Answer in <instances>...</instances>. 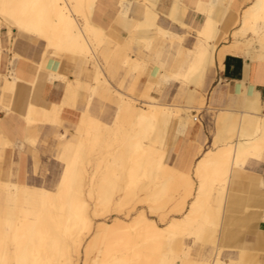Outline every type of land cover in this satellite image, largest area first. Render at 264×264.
Here are the masks:
<instances>
[{"label":"bare ground","instance_id":"bare-ground-1","mask_svg":"<svg viewBox=\"0 0 264 264\" xmlns=\"http://www.w3.org/2000/svg\"><path fill=\"white\" fill-rule=\"evenodd\" d=\"M158 1L121 0L120 19L133 23L131 46L167 38L181 41L185 36L162 25L167 19L174 28H187L178 15L180 0H174L168 17L158 13ZM218 1L201 3L200 10L208 14L206 23L197 30L199 42L190 51L187 73L174 75V79L200 85V78L215 66L216 59L222 64L227 53L247 51L252 57L258 51L257 59L264 58V0H254L230 35L213 18L218 15ZM98 2L0 0V30L6 27L13 47L10 72L0 74V113L12 112L6 98L15 92L18 83L24 82L22 76L29 65L37 69L39 82V67L49 51L59 58L66 55L81 62L88 60V65L95 67L91 85L52 77L51 73V82L65 83L64 98L48 107L30 99L24 115L18 142L22 152L25 145L36 148L46 126L63 128L64 142L58 157L63 170L55 188L32 185L19 173L14 177L10 165L2 167L6 151H11L15 143L0 118V264H225L217 243L223 194L232 169L242 165L247 155L259 151L264 114H241L243 125L237 143L216 141L217 147L203 155L192 175L172 170L165 161L167 131L176 121L182 133L195 118L193 110L166 105L150 96L153 88L169 80V75L161 76L162 66L151 67L138 57L140 54L133 57L132 48L116 43L113 35L92 20ZM134 3L145 8L140 20L129 17ZM19 34L43 45L40 64L29 63L17 53L15 35ZM230 38V45L218 51L217 42ZM1 39L0 65L4 55ZM254 40L257 50L252 47ZM112 55L136 75L129 92L116 88L106 76L105 66ZM82 88L115 103L111 122L85 109L72 130L64 126L65 107H74ZM160 120H166V128L157 142ZM70 137L73 139L68 142ZM101 149L105 153L90 173V155ZM104 166L105 171L98 176ZM175 192L182 193L171 206ZM110 202H115L114 209L106 208ZM190 237L201 242L199 259L192 257L191 246L187 245Z\"/></svg>","mask_w":264,"mask_h":264},{"label":"crops","instance_id":"crops-1","mask_svg":"<svg viewBox=\"0 0 264 264\" xmlns=\"http://www.w3.org/2000/svg\"><path fill=\"white\" fill-rule=\"evenodd\" d=\"M210 1L180 0L178 15L180 20L188 25L187 28H174L167 19L162 22L163 26L167 24L164 27L174 32L185 34V36L181 41L178 39L172 41L170 38H167L156 42L157 45L153 47L151 54L157 57L163 54L165 56V60L160 64L157 63L155 66H162L163 71L161 72V76L163 74L169 75V80L162 81L161 86L177 80L174 79V75L187 73L192 60L190 51L199 42L197 30L203 28L208 16L206 11L200 10V6L202 2ZM173 2L174 0H159L158 13L160 12L159 14L162 16L168 17L171 13ZM253 2L254 0H219L218 15H214L213 18L218 21L219 28H223V32L230 35L239 26L242 13ZM121 7V0H99L92 14V20L100 25L103 30L105 28V30L110 32L118 41H123L127 34L129 37L126 40L127 42L125 41L126 47L132 48V50L136 47L137 54H140L141 58L145 60L151 58V55L143 54L142 46L135 44L131 46L130 38L132 37L131 30L133 23L120 19L119 12ZM97 10L100 11L99 15L103 18V24L99 20L94 19ZM144 11L145 8L143 5L134 3L129 8V17L132 20H140ZM4 29L6 27L2 26L0 30V39L2 38V45L4 44L2 49L4 54L3 66L0 65V74L7 75L10 72V60L13 55V47L10 45L11 39L8 36V31ZM15 37L17 39V53L27 58L29 63L40 64L43 45L26 34L15 35ZM17 37L31 39L36 44L32 48H29L24 42L20 43ZM151 37H153L152 34ZM231 40L230 38L227 41L224 39L218 41V51L224 46L230 45ZM159 44L162 49H157ZM125 45L122 46L125 47ZM154 49L156 50L154 51ZM247 53V51L227 53L222 60V64L216 59L215 66L200 78V85L184 83L186 87L180 94V96H183L187 100V104L184 106L171 102L168 98V90L160 88L161 86H157L151 90L150 96L156 101L171 106L190 107L195 116L194 119L189 121L182 133L178 132L179 125L176 121L172 122L167 131L168 137L170 129L175 125L173 138L178 143L175 156L171 161L167 151L165 155L166 164L172 170L186 172L192 175L195 165L203 155L208 150L217 147L216 141L219 144L237 143V135L243 125L241 114L245 112H261L264 114V58L257 59L259 57L258 51L252 53V57L247 56ZM130 54L132 55V53ZM132 56L135 57L136 55ZM168 56H172V58L166 61ZM87 62L88 60L81 62L76 57L66 55H62L60 58L55 57L52 51H49L46 59L42 62V66L39 67V71L41 72L39 82H37V69L29 65L22 76L24 82L18 83L13 94H8L5 102L11 108L12 112H1L0 118L3 119V126L12 137L15 146L11 151H6L1 165L2 167L10 165L14 177L18 176L17 174L19 173L22 180H26L32 185L55 188L63 170V162L61 161L60 172L53 184L41 183L38 178L39 174L37 173L39 163L38 152L41 149L39 148V144L41 142L47 143L49 138L53 139L54 147L57 151L59 150L57 154V157H59L61 152L60 147L64 142L61 139L63 128L54 125L46 126L44 135L40 138L36 148L34 149L29 145H25L23 152L17 145L20 140L19 132L23 125L24 115L27 113L30 99H33L38 105L48 107L52 103L61 102L64 98L65 83L63 81L51 82L49 80L51 73L52 77H67L73 83H76L75 79L87 85L93 83L95 67L88 65ZM103 63L105 65L104 60ZM107 64L108 67L105 66V73L110 82L112 83L111 79L116 80V86L112 83L116 88H120L124 92H129L132 89L136 75L130 73L129 69L124 67L115 56L110 57ZM216 74L218 76L217 82L220 85V90L209 92V94L204 93L206 81L213 78ZM33 83L35 84L34 86H32ZM154 91H159L157 92L158 96L152 94ZM178 91L180 92V90ZM179 92L173 97L176 98ZM206 95L208 96L206 97ZM97 99L102 104L99 109L94 108V103L97 102ZM108 102L113 103L100 94L94 95L88 89H80L74 107H65L63 113V116L66 118L64 126L72 130L77 125L81 112L85 109L90 111L94 117L109 123L105 121L106 117L103 113L104 105ZM212 102L213 104L219 102L222 106L213 107ZM113 104L115 105V103ZM114 107L115 115L116 105ZM204 110L214 113L215 137L208 148L204 146L205 130L201 125L202 117L199 115ZM165 128L166 120H160L156 128L157 142L161 141ZM72 139L73 137H70L68 142L72 141ZM260 143L261 147L258 152L247 155L242 165L232 169L227 191L223 194L224 198L222 197L223 212H221L222 219L220 221V229H218L217 233V243L218 247L223 250L222 258L225 264H264V136ZM26 147L33 152L32 164L35 167V171L32 174H29L25 167ZM216 198L217 195L215 194V200ZM198 247L199 249L202 248L201 242H199Z\"/></svg>","mask_w":264,"mask_h":264},{"label":"rangeland","instance_id":"rangeland-1","mask_svg":"<svg viewBox=\"0 0 264 264\" xmlns=\"http://www.w3.org/2000/svg\"><path fill=\"white\" fill-rule=\"evenodd\" d=\"M99 12L100 11L97 10V12L95 13L94 19L99 20L100 23L103 24V18H101V16L99 15ZM116 15H115V18H116ZM164 26H167V24H164ZM4 30H6V29H4ZM104 30H105V28H104ZM105 31H106L107 34L111 35V33L108 32L107 30H105ZM249 33L250 32H248V35L252 36V34L251 33L249 34ZM128 37L129 36L126 34V36L124 37L123 41H118V40L115 39L116 43H119L121 45H125V41L127 40ZM17 38L20 40V43L24 42V44H26V46H28L29 48H32V46L36 44L33 40L28 39V38L27 39L20 38V37H17ZM136 38H140V37L136 35ZM150 39H152V37ZM190 39H192V38H190ZM254 43H253L252 47L256 50L258 48V43L255 40H254ZM256 43H257V45H256ZM156 45H157L156 42L151 40V41L147 42V44L143 43L142 47H141L142 48V52H143L144 55L145 54L151 55V58L146 59L147 61L144 58H142L151 67H155V65L157 63L160 64L161 62H163L165 60L164 54L160 55L158 57L153 55V54H151V52H153V47L156 46ZM164 46H165V44H164ZM112 47H114V46H112ZM155 48H157V47H155ZM159 48H161L160 44H159L157 49H159ZM135 49H136V47L131 52L132 55H134V56L137 55V51ZM155 50L156 49H154V51ZM112 56H114V55H112ZM138 57L141 58V55H139ZM171 58H172V56H168L166 58V61H168V59L171 60ZM147 70H149V69H146V71ZM111 80H112V83L116 86L117 85L116 80H113V79H111ZM217 80H218L217 74L213 78H210L209 80H207L206 83H205V87H204V93L209 94V92L220 90V85L217 82ZM185 87L186 86H184V83L181 81V79H178V80L172 81L171 83L163 85L160 88H162L164 90L165 89L168 90V94H169L168 98L170 99L171 102H173L175 104H179L181 106H184V105L187 104L186 103L187 100L183 96H180V94L182 93V90L185 89ZM178 90H180V92ZM154 92L152 94H154L155 96H158L157 92H159V91H154ZM178 92H179V95L176 98H174L173 96L174 95L176 96V94ZM207 96L208 95H206V97ZM213 102H212V104H213ZM94 106H95L94 108L99 109L102 106V104L97 99V102L94 103ZM114 106L115 105L113 103H110V102H108L107 104L105 103L104 108H103V111H104L103 113H104V116L106 117L105 121H107V122H111L112 121L113 115H114V108H115ZM212 106L213 107H221L222 105H221V103L218 102V103L213 104ZM96 114H98V113H96ZM199 115H200V117H202V124L201 125L204 127L203 129L205 130V145L204 146L208 148L210 146L212 140L215 137L214 136V113L212 111L204 110ZM174 127H175V125H173V127L170 129L168 137H167V139L165 141L166 145H167L166 146V151L168 152V157H170L171 161H172L173 157L175 156V152H176L177 145H178L177 141H175V139L173 138ZM17 145H18V143H17ZM26 148L27 149H26V154H25V167H26L27 171L29 172V174H32L34 172V170H35V167L32 164V155H33V153L31 151V149H29L28 147H26ZM39 148H41L39 150V152H38L39 163H38V166H37V173L39 174V177H38L39 181L41 183L42 182L43 183L46 182V183L53 184L54 180H56V178H57L58 173L60 172L61 165H62L61 161L57 157L58 151L54 147L53 139L49 138L47 143L41 142L39 144ZM104 153H105V150L101 149V151L93 152L90 155V157L92 159L90 161V164L87 165L88 171L90 173L94 170L97 161L99 160V158H101L104 155ZM57 164H59V166H57ZM104 171H105V166L100 170L98 176H100L101 173H103ZM181 193L182 192H175L176 199H174V201L171 202V204H170L171 206L181 196ZM114 204H115V202H110L109 207H106V208L114 209V207H115ZM127 207H129V205ZM141 207L147 208L146 205H143ZM100 209L104 210V208L102 206H100ZM108 214H110V213H108ZM157 220H158V218H157ZM163 224L164 223H161V225H163ZM187 245L191 246L192 257L199 259V257H200L199 253L202 252V250L199 249V247H198L199 246V242L194 241V239L192 237H190V238H187Z\"/></svg>","mask_w":264,"mask_h":264}]
</instances>
